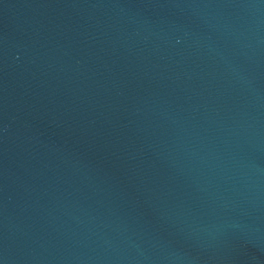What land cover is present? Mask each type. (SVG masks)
<instances>
[{
	"label": "water",
	"instance_id": "95a60500",
	"mask_svg": "<svg viewBox=\"0 0 264 264\" xmlns=\"http://www.w3.org/2000/svg\"><path fill=\"white\" fill-rule=\"evenodd\" d=\"M0 264H264V0H0Z\"/></svg>",
	"mask_w": 264,
	"mask_h": 264
}]
</instances>
